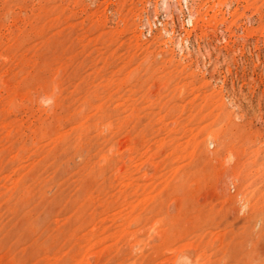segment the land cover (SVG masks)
Segmentation results:
<instances>
[{"label":"rangeland","instance_id":"1","mask_svg":"<svg viewBox=\"0 0 264 264\" xmlns=\"http://www.w3.org/2000/svg\"><path fill=\"white\" fill-rule=\"evenodd\" d=\"M0 264H264V0H0Z\"/></svg>","mask_w":264,"mask_h":264}]
</instances>
